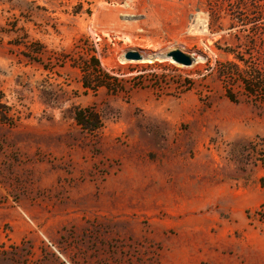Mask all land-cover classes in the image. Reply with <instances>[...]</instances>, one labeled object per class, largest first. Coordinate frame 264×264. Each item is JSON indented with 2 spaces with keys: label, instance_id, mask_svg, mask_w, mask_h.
Here are the masks:
<instances>
[{
  "label": "rangeland",
  "instance_id": "1",
  "mask_svg": "<svg viewBox=\"0 0 264 264\" xmlns=\"http://www.w3.org/2000/svg\"><path fill=\"white\" fill-rule=\"evenodd\" d=\"M91 47L122 92H84ZM230 62L264 68V0H0V264H264V107Z\"/></svg>",
  "mask_w": 264,
  "mask_h": 264
},
{
  "label": "trees",
  "instance_id": "2",
  "mask_svg": "<svg viewBox=\"0 0 264 264\" xmlns=\"http://www.w3.org/2000/svg\"><path fill=\"white\" fill-rule=\"evenodd\" d=\"M84 42H86L84 38L78 41L79 44ZM95 54V49L91 47L85 62L74 66L82 74L81 85L84 92H92L95 94L100 89H105L107 92H122L124 82L107 74L102 69ZM31 55L36 57L32 61L38 63L35 59H39L43 54L38 50L37 52H31ZM26 58L31 59L29 56H26ZM236 60L245 65L243 60H239L238 58ZM54 63L56 67L62 68L63 62L60 59H56ZM219 76L226 80L227 83L237 81L247 99L255 101L258 105L264 107V68H252L250 66L241 68L238 64L230 62L226 63L220 69ZM226 98L232 103H238L236 96L230 88L226 90ZM6 117L7 115L0 111V119L5 120ZM74 120L84 132L91 135H96L103 125L101 115L92 108H76L74 111ZM262 157H264V154ZM262 165L264 167V162H262ZM260 183L264 187V177L260 179Z\"/></svg>",
  "mask_w": 264,
  "mask_h": 264
},
{
  "label": "water",
  "instance_id": "3",
  "mask_svg": "<svg viewBox=\"0 0 264 264\" xmlns=\"http://www.w3.org/2000/svg\"><path fill=\"white\" fill-rule=\"evenodd\" d=\"M165 57H166V59H169L176 64L186 66V67H190L195 63L194 57L187 55V54H184L179 50H174V51L168 52ZM125 59L126 60L139 61V60H141V57L136 53H128L126 55Z\"/></svg>",
  "mask_w": 264,
  "mask_h": 264
},
{
  "label": "bare ground",
  "instance_id": "4",
  "mask_svg": "<svg viewBox=\"0 0 264 264\" xmlns=\"http://www.w3.org/2000/svg\"><path fill=\"white\" fill-rule=\"evenodd\" d=\"M144 60H146V59H144ZM151 60H152V59H149V58H148L146 61H147V62H151ZM196 60H197V58H195V62H196ZM198 62H199V61H198ZM193 194H194V193H193Z\"/></svg>",
  "mask_w": 264,
  "mask_h": 264
}]
</instances>
